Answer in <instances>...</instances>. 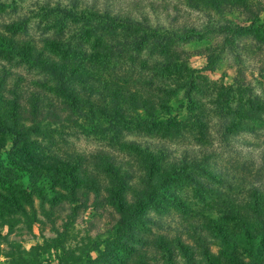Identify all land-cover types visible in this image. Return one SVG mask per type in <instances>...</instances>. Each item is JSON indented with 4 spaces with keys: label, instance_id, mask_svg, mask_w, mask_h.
<instances>
[{
    "label": "rangeland",
    "instance_id": "374dc122",
    "mask_svg": "<svg viewBox=\"0 0 264 264\" xmlns=\"http://www.w3.org/2000/svg\"><path fill=\"white\" fill-rule=\"evenodd\" d=\"M189 1L0 0V37L16 49L0 46V84L10 91L6 93L9 100L16 101L12 94H19L25 111H32L34 105L48 109L49 104L59 103L53 73L36 67L31 71L27 68L33 65L23 58L24 49L47 50L50 46L45 40L55 39L67 44L68 50L79 44L92 53L84 75L70 77L73 87L97 89L95 95L82 94L84 103L101 104L98 91L109 82L114 101L107 99L108 111L119 103L122 111L149 117L142 104L136 103L148 99L162 118H176L191 128L185 90L176 87L191 78L204 94L194 93L198 107L215 105L207 104L215 101L210 95L224 87L234 91L232 108L236 111L254 116L247 105L252 102L264 113V0H195V7ZM239 1L246 2L251 12ZM122 19L147 22L158 32L121 24ZM120 41L131 42L121 55L112 46ZM104 61L107 70L100 67ZM117 66L129 74L118 77ZM134 67L137 72L132 76ZM112 78L142 85L145 90L140 87L137 97H124L119 82L111 84ZM237 80L244 87L238 88ZM0 109V117L11 121L14 107L4 103ZM203 112L208 114L204 107ZM234 119L239 118L231 116ZM238 122L258 131H240L242 128L231 124L240 139L229 141L231 148L218 133L217 119L209 121L206 144L197 131L185 140L147 130L142 135L125 129L102 134L81 120L48 124L30 131L29 140L37 142L29 147L30 157L16 153L11 134L0 131V264H74L66 261L64 250L75 252L82 261L75 264H264V172L258 174L264 156V122ZM119 138L125 144L116 140ZM132 140L143 144L136 159L129 145ZM157 143L173 149L183 146L181 143L207 145L211 160L218 158L220 167H207L206 173L191 171L194 176L182 177L177 185L163 184L161 189L169 191L177 203L157 195L155 205H147L124 232L111 230L108 215L115 214V209L108 204L98 208L90 201L88 206L77 207L70 219L74 205L65 197L69 191L66 173H79L81 190L97 188L108 200L113 195L106 190L118 186L114 178L118 176L127 181L119 194L132 200L137 194L133 190L147 185L144 179L126 175L138 166L139 158L148 160L144 154L148 147L159 153L153 148ZM110 163L126 174L107 172ZM143 174L147 176V172ZM92 179L97 181L96 187ZM51 185L58 193H52Z\"/></svg>",
    "mask_w": 264,
    "mask_h": 264
},
{
    "label": "trees",
    "instance_id": "16d2710c",
    "mask_svg": "<svg viewBox=\"0 0 264 264\" xmlns=\"http://www.w3.org/2000/svg\"><path fill=\"white\" fill-rule=\"evenodd\" d=\"M189 4H191L192 6L193 4L196 5V1L190 0ZM239 5H241L242 8L246 10V12H251V10L249 9V5H247L246 2L239 1ZM116 22H118V19L116 20ZM119 22L121 24L125 23L130 26L137 25L143 27V29L147 32H158L157 29L154 30L153 27L147 22L138 23L136 21L133 22L130 19H122ZM259 28L262 29L263 27L260 26ZM4 40V38L0 37V46L6 47L10 51L16 52L13 44L11 42L4 43ZM45 43L50 46V49L39 50L35 46H33L32 43H27L26 45H32L33 48L24 49L23 58H25L28 62H30L31 65H33V67H28L27 69L32 71L36 67L43 70H50L53 73V77L56 78L57 81H52V84L55 87V97L59 99V103H57L55 106H51L49 104L48 109H37L35 107L37 105H34L32 111H25L23 104L20 103L19 94H12L14 98L17 97L16 101L9 100L7 97L8 94L6 93H10V91L6 89L7 87H5V85L0 84V105L7 103L11 106V108L14 107L11 121L8 122L4 119V117H0V131L11 134L13 142L12 149L18 154L21 153L22 155H28L29 157L30 155L32 156L33 152L29 147L36 145L37 142L29 140V133L33 130H40L48 124L77 123L81 120L82 124H85L102 134H106L109 131H115L119 133L120 129H125L131 131L132 133L137 132L138 134L142 135L147 130L151 132L149 134L155 133V135H160L164 138H174L175 136H178L180 139L185 140L192 139L196 134L195 131H197L199 136L206 144V140L209 139V121H214L217 119L219 121L220 128L218 133L221 134L220 137L223 140L224 144L227 145L226 147L231 148V145L228 144L229 141L239 142L240 140L237 137V133H235V131L231 128V124H234L235 127L242 128L240 131H249L252 134H255L254 131L257 132V128L253 126H245L243 123H239L238 120L255 119L264 122L263 111L255 109L252 102L247 105L251 107V110L256 117H254L253 115L249 116L245 113H242L241 111H236L235 109H233L232 107L234 106L232 105L231 96L234 91L231 89L227 91V89H225L224 87L212 91L210 97L215 99V101L209 100L210 103H207L215 104L217 107L215 105H212L209 109H207L203 104L198 107V102L194 97V93L196 92L200 94V96H204V94L200 93V91L196 89L194 84L190 81L191 78H188V81H181L176 86L177 88H179V90H185L184 96L189 106V113L191 114V128H187L188 124L176 118H162L164 116L160 115L161 113L159 111L158 113L154 112V104L149 102L148 99H139L136 101V103L140 102L142 104V108L145 110V112L150 114L149 117H144L142 115H139L138 113L133 114L122 111L119 103L114 106V110L112 112L108 111L111 105L108 103L107 99H110L111 103H113L114 101V96H112V94L110 93L109 87L111 85L109 82L103 83L100 90L98 91L100 99L102 101L101 104L92 103L91 100L87 103H84L82 94L86 93L95 95L97 93L95 92L97 89L87 91L88 89H85L83 87H73V83H71L72 81L70 77L75 75L80 76V74L84 75L86 67L91 64V60L87 58L90 56L89 54H92L91 51L83 49V47L79 46V44L71 48V50H68V45L61 40L58 41L55 39H49L45 40ZM129 45H131V42L120 41L118 44L113 43L112 46L113 50H117V52H119V55H121L124 51H126ZM50 51H52L53 53H51ZM105 51L106 49H103L102 52ZM47 54L49 56H47ZM77 62H81L80 65ZM81 64L83 68L81 67ZM100 67L107 70L108 65L106 64V61H104L102 63V66L100 65ZM135 69L136 67H134L132 71H130L132 76L137 72L135 71ZM116 71L117 76L121 78L122 73L129 74L126 70L124 71V69L119 66L116 67ZM33 74L39 76L40 78H47L46 75H43V77H41V75H39V73H36L35 71H33ZM105 74H108V72ZM115 81L119 82V89H122V96L124 97H126L127 95L128 97L135 98L137 97L136 93H138L140 87L141 89L145 90L142 85L139 86L137 84H133L131 86L128 85L129 83L120 81L117 78H114L111 84L113 85ZM47 82L48 80L46 81V83ZM235 82V85L238 88L244 87L242 83L240 84L238 82V80ZM49 83L51 84L50 79ZM160 89L166 91L164 87H161ZM147 90L149 93L150 88H147ZM173 91L175 92L176 89H173ZM91 97L93 98V96ZM119 100L122 101L123 99ZM158 103L162 109L167 111L169 110V106H164L161 104V102ZM37 104L40 103L38 102ZM121 105H124V101L121 102ZM203 107L208 111V114L203 112ZM211 110L212 112H210ZM1 111L2 109H0V112ZM231 116H236L239 119H234L232 121ZM24 118L28 119V122H30L31 125H28V122L22 123V120ZM116 140L125 144V139L123 140L119 138ZM181 144L183 146L179 147L178 149H175L174 147L173 149L172 147H167L165 143H157L153 146V148L159 152V155L151 150L150 147L147 148V151H144V154L146 155L145 157L148 158V160L145 161L139 158L138 166L135 167L130 173H128V175H126V177L132 179H144L143 182L145 186L147 185L145 189L142 187L141 189H134L133 193L137 194L134 195V198L132 200H128V195L119 194L121 193L123 188H125V183L127 181L120 180V177L118 176L114 177L118 186H114L113 188H109L106 190L107 193H112L113 195V197L108 200L103 197V195L100 193V190L97 188H94L92 191L81 190L79 188L80 185L78 186L76 177L80 176L79 173L74 171H69L68 173H66L68 178L65 182L69 191L67 192V194H65V197H67L70 203L74 205V208L70 210L72 212L70 219L74 218L77 212V207L83 208L84 206H88L90 201H94L98 208H103L105 204H108L115 209V214L109 213L108 215V218L111 222V230L124 232L127 230L128 224L136 221L137 216L141 214V211H143V209L147 205H155V198L157 195H162L170 202L177 203L174 196L168 193L169 191L161 189L163 184L166 183L169 186L177 185L178 181H180L182 177H193L194 175L191 173V171L206 173L208 171L207 167L214 170H218V168L220 167L218 158L216 159V161H213V159L211 160L210 148L207 145L202 144L198 147H193L185 145L183 143ZM129 145L134 150V155H132V157L136 159L137 157H135V155L143 152V144L138 141L132 140L129 142ZM218 154L216 153L215 155ZM115 165V163H110V167L108 168L107 172L112 174L120 173V175L126 174L122 170L116 168ZM99 169L101 170L103 169V167L101 166L99 167ZM143 172H147V176L144 175ZM220 172L222 175L225 174L222 171ZM262 172H264V156L262 158L260 167H258V174L260 175ZM260 182L262 183V181ZM91 183L93 187L97 186V181L92 179ZM49 184L53 183L49 181ZM115 187L119 189H116ZM51 191L52 193H58L53 189V185H51ZM68 225L69 224L66 223V226ZM220 232L221 231H219V233ZM250 251L252 252V249H250ZM63 255L64 257H66V261L69 263L74 262L75 264V262H82L78 259L75 252L64 250ZM32 264L37 263L32 262Z\"/></svg>",
    "mask_w": 264,
    "mask_h": 264
}]
</instances>
